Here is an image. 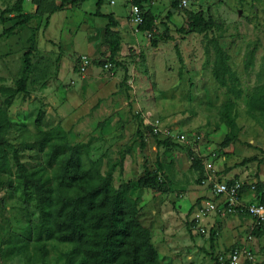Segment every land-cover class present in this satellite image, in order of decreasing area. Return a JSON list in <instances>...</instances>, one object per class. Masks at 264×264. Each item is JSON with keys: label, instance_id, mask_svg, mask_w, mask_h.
<instances>
[{"label": "rangeland", "instance_id": "obj_1", "mask_svg": "<svg viewBox=\"0 0 264 264\" xmlns=\"http://www.w3.org/2000/svg\"><path fill=\"white\" fill-rule=\"evenodd\" d=\"M15 1L0 0V13ZM131 1L109 4L125 21L112 28L110 38L118 37L120 49L106 69V43L100 40L88 52L93 40L85 41L95 31L101 38L104 29L106 19L95 15L96 0L61 9L56 8L61 0H22V10L32 18L0 38V88L15 86L27 49L32 66L25 94L6 105L0 92V109L9 120L7 126L0 122V156L12 164L16 149L29 171L51 176L53 168L45 166L35 144L40 128L60 126L70 143L92 137L89 157L100 161L103 172L112 168L113 186L135 180L145 169L159 177L158 187H135L129 194L138 199L139 219L150 230L160 262L217 264L219 245L226 250L221 252L240 246L249 231L242 214H199L204 162L220 179L254 181L264 189V115H251L246 106L264 85V0H187L186 6L181 0H138L141 10L154 16L147 34L130 20ZM197 11L210 21L206 32L189 28ZM15 21L0 20V32ZM214 40L239 81L237 98L211 74ZM81 55L90 61L84 72L76 64ZM229 99L237 112L232 133L219 119ZM39 110L44 118L37 125ZM140 121L144 146L136 132ZM154 137L172 144L156 146ZM11 177V183L0 185V264H40L31 228L33 195ZM201 226L209 229L207 235ZM248 242L252 258H241L240 264H264V231H253ZM43 243V264H66L67 254L74 256L73 264H84L72 243Z\"/></svg>", "mask_w": 264, "mask_h": 264}, {"label": "trees", "instance_id": "obj_2", "mask_svg": "<svg viewBox=\"0 0 264 264\" xmlns=\"http://www.w3.org/2000/svg\"><path fill=\"white\" fill-rule=\"evenodd\" d=\"M85 0H61L57 9L63 8L65 3L71 5ZM135 1V2H134ZM132 3L138 5V0ZM22 0L0 13L1 22L16 20L9 27L0 32L2 36L13 33L16 26H23L31 18V13L22 11ZM103 0H96L95 15L105 17V40L109 45L108 60H114L120 49V41L110 38L112 28L118 25L112 13L102 14L100 7ZM141 9V8H140ZM142 21L136 26L141 33H150L154 26V16L151 11H142ZM10 13V16L5 14ZM190 30L206 32L210 28V21L201 11L193 13L189 21ZM31 50L23 53V67L14 87L3 86L0 92L5 95L8 105L18 93H26V80L31 72ZM214 60L211 74L215 81L226 89L233 98L241 96L239 81L228 64V55L220 44L213 41ZM222 103L219 119L229 127L230 132L236 128L237 112L233 100ZM247 111L251 115H264V85L249 97ZM5 111L0 109V122L5 126L9 120ZM44 118V111L39 110L35 124L40 125ZM140 125L136 132L140 145L144 146V130ZM229 139V135L226 136ZM156 146H168L170 139L154 137ZM92 137L87 140L70 143L60 126L49 129H39L35 138L38 151L44 156L46 167H52V175L43 177L39 169L29 171L21 161L20 153L13 149L12 164L0 156V185L15 181L31 190L34 204L32 208L31 228L37 248V261L43 264L47 254L43 243L45 239H56L74 245V253L82 254L84 264H162L159 254L151 241L150 230L139 219L138 199L131 197L132 188H156L161 182L158 176L147 169L135 180H128L118 187L112 184V168L101 170L100 161L89 157V147ZM11 165L15 167L12 171ZM257 186V185H256ZM257 190L261 189L257 187ZM192 208V207H191ZM28 261V259H27ZM74 256L66 255V264H73Z\"/></svg>", "mask_w": 264, "mask_h": 264}, {"label": "built area", "instance_id": "obj_3", "mask_svg": "<svg viewBox=\"0 0 264 264\" xmlns=\"http://www.w3.org/2000/svg\"><path fill=\"white\" fill-rule=\"evenodd\" d=\"M184 6L187 0H181ZM142 12L139 5L131 3L130 20L138 25L142 21ZM103 67H111L109 60L103 59ZM89 59L86 55H81L76 64L80 72H84L89 65ZM204 162V160H203ZM205 164V174L201 179V184H208L209 197L200 201L199 214L225 212L242 214L252 219V228L264 231V189L257 190L256 182H244L243 180L233 179L231 181L219 180L215 175L211 164L208 161ZM247 190L252 192L248 198L245 197ZM220 200V203L217 202ZM201 233H205L204 228L199 227ZM252 258L250 249L242 246L230 248L227 252H221L217 255V264H240V259Z\"/></svg>", "mask_w": 264, "mask_h": 264}, {"label": "crops", "instance_id": "obj_4", "mask_svg": "<svg viewBox=\"0 0 264 264\" xmlns=\"http://www.w3.org/2000/svg\"><path fill=\"white\" fill-rule=\"evenodd\" d=\"M111 2V3H110ZM113 3V0H110L109 1V4H112ZM131 3H132V1L130 2V6H129V10H128V14L130 15V12H131ZM55 4H57V3H55ZM109 4H107L106 3V0H103V3H102V5H101V7H100V12L102 13V14H108V13H112L113 14V16L115 17V19H117V21H118V26H121L122 24H123V22L125 21V19H124V17L121 15L120 16V14H118L117 12H115L113 9H112V7L109 5ZM58 5V4H57ZM23 11V10H22ZM23 12H25V11H23ZM25 13H27V12H25ZM100 17V16H99ZM102 18H104V19H106L105 17H102ZM126 21H127V17H126ZM106 23H107V19H106V21H105V24H104V29H103V32L101 33V38H100V35H98L97 33H96V31L95 32H92V35H91V37L89 36V37H87L86 39H85V41L87 42V44H89V41L91 40V38H92V46L90 45V48H88V52H92L91 51V48H93L94 46H96L99 42H100V40L102 41L103 40V42H105L106 43V40H105V33H104V31H105V25H106ZM129 23V22H128ZM123 26H125V25H123ZM131 25H126L123 29H126V27H130ZM68 28H69V26H67L66 27V30H65V32L64 33H66V31L68 32ZM135 28V27H134ZM90 30V29H89ZM91 31H93V30H91ZM139 32V31H138ZM95 41H96V43H95ZM75 42H77V37H75ZM106 46L109 48V45L106 43ZM214 168V167H213ZM214 170V169H213ZM216 171L214 170V173H215ZM205 174V167H204V164H203V173H202V177H203V175ZM216 175V174H215ZM219 180H223V181H226V180H224V179H220V178H218ZM233 180V179H232ZM239 180H241V179H239ZM228 181H231V179L229 180L228 179ZM250 182H253V181H250ZM202 186H203V188H204V193L201 195L203 198L202 199H204V198H208L209 197V194H210V191H209V186H208V184H202ZM252 194V192L250 191V190H247V192L245 193V197L246 198H248L249 197V195H251ZM206 196V197H205ZM201 199V200H202ZM200 200V201H201ZM217 202L218 203H220V200H217ZM243 223L245 224V225H247L248 226V233L246 234V237H244L245 239H243L241 242H243V244H241L240 246H242V247H245V248H247V249H249V243L250 242H248V238H250L251 237V233L253 232V231H255L256 229H254V228H252V219L250 218V217H247V216H245V217H243ZM202 227V226H201ZM202 228H204V227H202ZM204 230H205V234L207 235V233L209 232V229L207 230V229H205L204 228ZM194 240H195V243H197L198 244V242H197V237H195L194 236ZM210 246H212V244L210 243ZM219 247L220 248H218V252L219 253H221V251H226V250H223L222 249V244H220L219 245ZM230 248H232V247H230ZM229 248V249H230ZM228 249V250H229Z\"/></svg>", "mask_w": 264, "mask_h": 264}]
</instances>
